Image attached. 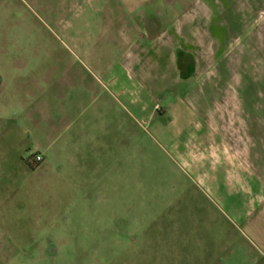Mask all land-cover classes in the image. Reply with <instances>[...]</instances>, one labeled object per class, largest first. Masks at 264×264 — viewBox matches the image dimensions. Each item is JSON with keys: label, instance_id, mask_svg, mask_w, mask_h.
Returning <instances> with one entry per match:
<instances>
[{"label": "rangeland", "instance_id": "obj_1", "mask_svg": "<svg viewBox=\"0 0 264 264\" xmlns=\"http://www.w3.org/2000/svg\"><path fill=\"white\" fill-rule=\"evenodd\" d=\"M226 5L0 0V264H264V203L239 215L244 184L264 195V0ZM92 89L131 164L107 137L97 168L34 164L50 119L93 117ZM196 132L231 151L232 178L224 154L187 159Z\"/></svg>", "mask_w": 264, "mask_h": 264}, {"label": "crops", "instance_id": "obj_2", "mask_svg": "<svg viewBox=\"0 0 264 264\" xmlns=\"http://www.w3.org/2000/svg\"><path fill=\"white\" fill-rule=\"evenodd\" d=\"M222 1L224 5H226L227 3L230 6L231 0H222ZM150 22H153V21H150ZM154 22L156 24V26L154 25L156 30H154V32L151 31V27L153 25L148 24L147 26L145 25V27H147L146 33L150 35L152 38L159 39L161 41V39L167 35L164 32H162L163 27H162L161 22L157 20H155ZM175 27H176L175 33L176 32L180 33L181 31L180 26L176 25ZM181 51L186 59L188 57H192L189 51H184V50H181ZM185 69L186 71L183 72L182 74L179 72V69H177L178 76H179L178 78L179 82L181 80L192 78L195 74L196 69L194 68V65H185L184 70ZM53 74L54 72L49 73L51 77L53 76ZM106 82H108L111 85V87H113V89H116L114 85V80L107 77ZM99 83L102 85L101 88L104 89V86H105L104 82L99 81ZM1 86H2V83L0 82V87ZM86 92H88V90ZM115 92L116 94L118 93L117 90H115ZM91 93L93 95L91 103L92 104L96 103V108L93 109L94 112L92 111L93 117L85 118L84 115L80 116L79 126H77V120H75L77 118L73 119L72 117L65 116L61 118L55 117L49 120L48 138L50 140V144L45 150V152H42V153L39 151L37 152L39 155L42 156V162L39 163V165H43V167H48L47 165H55V164L61 163L62 165L69 166L70 168L79 170V171H86L88 167H94V165L97 168L98 163L91 162L89 160L90 158H87L86 156L87 154H94L96 155L95 156V159H96L97 156L104 153L102 152L103 148H101V146H102L103 139L105 137L111 139V145L108 148L110 149V153L112 156L111 164L119 163L120 155L121 154L123 155L124 152H125V155L127 154L128 156L129 164H131L133 156H134L132 148L127 146L125 147L126 151L124 152L115 151L118 146L116 145V140H118L119 134H118V126L116 125L114 130H113V127H114V123H117V118L114 119L113 116L109 117L112 123L111 131L109 133L108 131L109 126L105 124V120H104V112H105L104 110H105V106L108 107V103L103 101L102 94L94 95L93 89L91 90ZM89 106L91 105L88 104L84 107L83 111L85 115L88 112ZM168 106H169V111L171 110V112H175V107H176L175 105L169 104ZM155 108H156V105L150 110H149V107L142 106L140 111L144 114L147 111H149L146 116H148L147 118L152 119L154 117L153 111L155 110ZM73 128L75 129V131L70 133V137H67L66 140L64 139L63 142H60L59 147L55 149L54 145L56 144L57 141H59L62 133L64 132L68 133L69 131L73 130ZM195 137L202 138V141L198 143L193 142L191 150L189 151L188 149L186 150L185 154L187 155L186 156L187 159H193V162H196V164H198L199 161L204 162V160L210 161L211 163H215L216 161L219 160L220 155L224 154L225 161L228 163V167H229L228 174H229V177L232 178L233 170L235 169V167H233L235 161L233 160L234 157L231 154V151H229L227 148H224V147L222 148V147H219L217 144H215L213 141V136L208 135V133L200 134V137H199L196 132ZM129 138L130 136H128V139ZM199 177H200L199 178L200 181L206 180V178L202 176V174H199ZM242 187H243L242 190L243 192H245V195L243 199H241L244 202V206L240 208V212H239L241 219L244 217H249L254 212L253 211L254 209L259 208L264 203V195L262 193L246 194L249 191L247 184H244Z\"/></svg>", "mask_w": 264, "mask_h": 264}, {"label": "built area", "instance_id": "obj_3", "mask_svg": "<svg viewBox=\"0 0 264 264\" xmlns=\"http://www.w3.org/2000/svg\"><path fill=\"white\" fill-rule=\"evenodd\" d=\"M32 162L34 163V164H39V163H41L42 162V156L41 155H39V154H33L32 156Z\"/></svg>", "mask_w": 264, "mask_h": 264}]
</instances>
